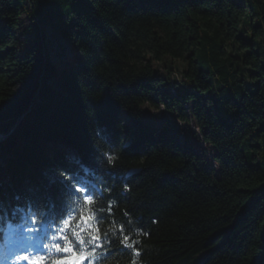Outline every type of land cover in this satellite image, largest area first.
<instances>
[{
    "label": "trees",
    "instance_id": "obj_1",
    "mask_svg": "<svg viewBox=\"0 0 264 264\" xmlns=\"http://www.w3.org/2000/svg\"><path fill=\"white\" fill-rule=\"evenodd\" d=\"M47 27L72 56L50 58ZM144 104L166 113L153 123ZM10 128L0 238L40 244V264L61 255L39 227L59 207L62 167L99 192L75 204L77 220L103 217L111 255L92 264H264V0H0V133ZM96 234L74 224L61 244L88 253L80 241Z\"/></svg>",
    "mask_w": 264,
    "mask_h": 264
},
{
    "label": "snow or ice",
    "instance_id": "obj_2",
    "mask_svg": "<svg viewBox=\"0 0 264 264\" xmlns=\"http://www.w3.org/2000/svg\"><path fill=\"white\" fill-rule=\"evenodd\" d=\"M115 157L112 155L107 156V162L114 167ZM55 183L58 185L61 199L59 207L54 203L52 205V213L50 216L45 214V217L41 218V223L39 231L47 234L51 232L52 237L56 240L53 247H55L57 253L61 254L53 264H92V258L95 254L100 253L97 259L106 260L109 255H111V249H106L105 238L100 235L101 224L100 220L103 217L85 215L84 212H80L77 220V208L75 204H78L80 200H83L85 205H91L93 201L99 198V192L92 185L82 182L73 174L68 168H60L55 174ZM127 191V186L125 187ZM72 198H75L74 200ZM97 221V227L93 229L91 224L93 219ZM32 224L35 226L38 224L36 215L32 216ZM79 228V233H92L93 231L97 233L96 235H88L87 239L81 240L80 243H86L89 245L90 251L88 253L79 252L76 250L77 246H68L66 244L62 245L61 241L68 238V232L72 229L73 225ZM32 231V228L28 229ZM59 237V239H57ZM121 248H127L129 250H135V254L140 255L139 250L136 249L135 243H133L132 238L128 235H124L123 239L119 241ZM48 245L44 244V248ZM22 258L27 260L32 264L30 258L26 254H22ZM44 259L43 256L40 257V261ZM35 264H39L36 261Z\"/></svg>",
    "mask_w": 264,
    "mask_h": 264
},
{
    "label": "rangeland",
    "instance_id": "obj_3",
    "mask_svg": "<svg viewBox=\"0 0 264 264\" xmlns=\"http://www.w3.org/2000/svg\"><path fill=\"white\" fill-rule=\"evenodd\" d=\"M45 45H46V50L47 53L49 54L50 58L55 62V61H59V60H66L67 56H72L73 55V45L71 43V39L69 37H63V38H59L57 39L55 37V35L53 34V31L47 27L45 28ZM81 56V55H79ZM171 60V59H170ZM175 62V64L173 65L172 68H182V64L183 61L181 59H176L173 60ZM168 66H172L171 63L168 62L167 64ZM165 66V65H164ZM163 65L161 66V64L157 63L155 64V68L157 71H159L158 73L160 74H167L168 77H170V81H172L173 79H176L177 81L180 82V84L184 85V80L181 76V74L177 71H172L170 74H168V70L165 69ZM173 84V83H172ZM171 90L173 89V85H169V87ZM166 113V111L162 108V106L160 105V107L158 108V110H156L155 108L150 107L148 104H144L143 106V116L145 119L150 120L153 123H158L159 119H160V115ZM185 126V125H183ZM188 127V128H187ZM185 131H187L186 133L190 136L192 135L191 131L193 129L197 130V126L194 123H190L189 126H185L182 127ZM191 128V130H190ZM184 136H180V139L183 140ZM199 141V140H198ZM202 142V141H200ZM203 143V142H202ZM11 238L7 237L6 242L8 241V243H11ZM21 254H26L31 261H35L34 257H33V252L28 249V247H24V249L21 248ZM27 261V260H25Z\"/></svg>",
    "mask_w": 264,
    "mask_h": 264
},
{
    "label": "bare ground",
    "instance_id": "obj_4",
    "mask_svg": "<svg viewBox=\"0 0 264 264\" xmlns=\"http://www.w3.org/2000/svg\"><path fill=\"white\" fill-rule=\"evenodd\" d=\"M184 130V129H183ZM185 131V130H184ZM185 132H187V131H185ZM189 136V135H188ZM190 137V136H189ZM194 139H196L195 137H194ZM203 142V143H202ZM202 142H200V145H205L206 146V143L204 142V141H202Z\"/></svg>",
    "mask_w": 264,
    "mask_h": 264
}]
</instances>
